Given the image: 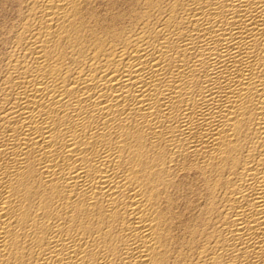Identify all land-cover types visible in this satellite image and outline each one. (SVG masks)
<instances>
[{"label":"bare ground","instance_id":"obj_1","mask_svg":"<svg viewBox=\"0 0 264 264\" xmlns=\"http://www.w3.org/2000/svg\"><path fill=\"white\" fill-rule=\"evenodd\" d=\"M0 264H264V0H0Z\"/></svg>","mask_w":264,"mask_h":264}]
</instances>
